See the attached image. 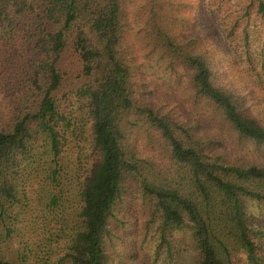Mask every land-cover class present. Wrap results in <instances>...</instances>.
<instances>
[{"label":"trees","instance_id":"16d2710c","mask_svg":"<svg viewBox=\"0 0 264 264\" xmlns=\"http://www.w3.org/2000/svg\"><path fill=\"white\" fill-rule=\"evenodd\" d=\"M163 8H149L147 28L168 69L189 71L193 114L157 99L162 91L145 75L135 81L123 52V0H0L8 100V119L0 120V264H114L121 238L112 220L125 194L139 197L146 236L152 231L157 241L150 257L136 249L122 255L126 264H178L186 247L176 232L187 233L194 264H264V223L249 210L264 206V87L228 70L219 37L188 40L191 22L175 33ZM257 14L264 16V0ZM240 20L225 31L230 47L237 34L248 44ZM70 55L83 80L73 107L59 98ZM145 127L163 145L158 161L130 143ZM229 137L253 152L232 157ZM76 143L84 155L72 161ZM39 221L55 223L44 242L27 237L25 223Z\"/></svg>","mask_w":264,"mask_h":264},{"label":"rangeland","instance_id":"374dc122","mask_svg":"<svg viewBox=\"0 0 264 264\" xmlns=\"http://www.w3.org/2000/svg\"><path fill=\"white\" fill-rule=\"evenodd\" d=\"M259 0H123V10L126 25L125 37L123 39V52L133 68V74L136 75L135 81L139 84V77L144 76V82L147 81L153 88H158L162 91L159 97H165L170 101H177L184 109L185 113L193 114L196 109L189 100L190 84L188 82L189 71L179 68L176 73L168 69L167 59L160 51L159 47L152 41L149 34L147 22L150 17L149 8L157 3H163L164 8L161 10V15L165 17L166 24L174 30L175 33L182 32V25L186 22H191V26L184 33V36L191 40L194 35L201 33L202 38L205 36H217L225 44V49L228 50V70L236 77H242L249 82L256 81L264 87V16L257 14V4ZM251 4V5H250ZM249 11V16L241 18L245 10ZM237 19L240 20L241 28L248 26V44L236 35V39L232 46H228L229 39H226L229 27H231ZM186 25V24H184ZM186 28V27H185ZM239 31L237 30V33ZM246 44V45H245ZM228 46V47H227ZM236 48L242 58L236 56L233 49ZM232 50V51H229ZM2 48L0 47V64L3 63ZM248 51V52H247ZM249 53L250 58L244 57ZM64 68L69 72V79L64 89L59 93V98L63 100L67 107H73L76 99V90L82 86V82L77 78L80 65L78 59L69 56ZM2 67L0 66V73ZM141 71V72H140ZM144 73V74H142ZM234 76V77H235ZM147 78L148 80H145ZM3 87L0 85V120L8 119L6 103L8 100L1 93ZM77 106V105H76ZM75 106V107H76ZM200 108H208L204 104H200ZM205 124V123H204ZM213 126L203 129L204 135L209 136L213 130ZM203 135V133H202ZM203 135V136H204ZM131 145L137 150L138 156L141 158L153 157L159 160L163 145H161L156 137L149 133L146 129L139 130L136 128L130 136ZM75 143H73L74 145ZM227 152L231 153L232 157L239 155L247 157L245 153L251 151L253 147H243L241 144H232V139L226 138ZM84 145L78 146L72 154V161H76L78 156L84 155ZM239 149L243 153H239ZM75 153V154H74ZM231 157V156H229ZM145 207L141 203L139 197L132 194H125L123 202H121L114 214L112 223L121 240L116 241V249L121 257H117L114 264H126L123 256L130 255L134 249L138 250L141 259L153 255L156 247V237H153V232H149L146 236L145 232ZM249 210L255 220L259 223H264V206L256 203L249 204ZM28 227L27 237L32 239L42 240L47 239L51 233L55 232V223L39 221L38 225L25 223ZM150 230H153L151 228ZM49 233V236L47 235ZM178 238L185 245V249H180L178 255V264H194L192 244L186 232H176ZM64 243L60 248H57L56 259L60 258L64 251L62 250ZM56 249V248H55ZM123 255V256H122ZM240 264V263H237ZM241 264H245L242 262Z\"/></svg>","mask_w":264,"mask_h":264}]
</instances>
